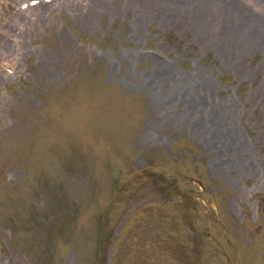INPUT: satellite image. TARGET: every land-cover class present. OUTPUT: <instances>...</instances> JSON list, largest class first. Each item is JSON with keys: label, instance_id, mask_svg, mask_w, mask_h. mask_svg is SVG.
I'll return each mask as SVG.
<instances>
[{"label": "rangeland", "instance_id": "rangeland-1", "mask_svg": "<svg viewBox=\"0 0 264 264\" xmlns=\"http://www.w3.org/2000/svg\"><path fill=\"white\" fill-rule=\"evenodd\" d=\"M153 1L0 0V264H264V44ZM210 111L251 170L217 165Z\"/></svg>", "mask_w": 264, "mask_h": 264}, {"label": "bare ground", "instance_id": "bare-ground-1", "mask_svg": "<svg viewBox=\"0 0 264 264\" xmlns=\"http://www.w3.org/2000/svg\"><path fill=\"white\" fill-rule=\"evenodd\" d=\"M92 2L98 4L99 0H91ZM119 2L120 0H116ZM151 1V0H149ZM148 2V1H147ZM153 2L157 3H170L174 2L175 5L177 4H183L184 2H190V4L194 5L197 12H200L202 14V17L200 16L199 20L201 22V27L205 28L207 27V23L204 22L205 19H211V16H214L218 20V24L222 25L223 30L227 33L226 37L228 39H235L238 38L236 41L230 40L229 44L235 43L237 48L242 47V49H247L250 43V40H255L258 41L259 44H264V25L263 24H258L255 23L253 19H251L247 12H244V10H241L238 4H235L233 0H155ZM173 4V5H174ZM189 4V5H190ZM193 7V6H192ZM176 8V7H175ZM193 9V8H192ZM191 12V9H189ZM195 11V10H194ZM217 11V13H216ZM175 12V11H174ZM177 12V11H176ZM187 12V11H186ZM189 12V11H188ZM166 13H168L166 11ZM193 13V12H192ZM177 14V13H174ZM172 15V14H171ZM222 15V16H220ZM167 16V15H166ZM169 16V15H168ZM181 16V14H180ZM191 16V15H190ZM189 16V17H190ZM198 17V16H197ZM221 17V19H220ZM177 18V16H176ZM191 19V18H190ZM181 20V19H180ZM208 22V21H207ZM197 23V22H196ZM218 27V26H216ZM201 28V29H202ZM215 28V27H214ZM220 28V27H219ZM218 28V29H219ZM213 29V28H212ZM211 29V30H212ZM216 30V29H213ZM221 31V30H220ZM203 32V31H202ZM205 32V31H204ZM211 32V31H210ZM220 33V32H219ZM213 34V33H212ZM218 34V33H217ZM207 35V34H206ZM205 35V36H206ZM216 35V34H215ZM212 37V36H211ZM210 37V38H211ZM216 37V36H214ZM218 37V36H217ZM216 37V38H217ZM214 39V38H213ZM218 40V39H217ZM216 40V41H217ZM262 41V42H261ZM214 43V42H213ZM250 43V44H249ZM218 44V43H217ZM223 44V43H222ZM215 45V44H214ZM226 45V44H225ZM229 46V45H228ZM227 46V48H228ZM232 46V44H231ZM234 47V46H233ZM232 48V47H231ZM251 48V47H250ZM256 48V47H255ZM218 49V48H217ZM223 49V48H222ZM221 50V49H219ZM225 50V49H224ZM237 53V52H236ZM240 54V53H238ZM242 55V54H240ZM233 59V58H232ZM161 72V71H160ZM164 73V72H163ZM169 73L172 72H168ZM171 75V74H170ZM162 76V75H161ZM166 76V75H165ZM174 77V76H173ZM176 77V76H175ZM181 77V76H180ZM179 78V77H178ZM177 79V77H176ZM174 81V80H172ZM181 82V81H180ZM184 82V81H183ZM186 82V81H185ZM184 82V83H185ZM152 83V82H151ZM176 80H175V86H177L176 91L174 92V97L173 99L177 97L181 98L182 100L190 101L193 105H190L188 108H186V112L189 113V111H192L191 107L195 108V114L197 115L198 113H201V106L203 105V100H205L207 96V93L204 95L203 93H200L198 96H195L194 92L189 88L188 86L184 85L179 87L178 83L176 85ZM182 84V83H181ZM192 84V83H191ZM151 85V84H150ZM159 85V83H158ZM196 85V83H195ZM199 86V85H198ZM197 86V87H198ZM154 87L157 89V87L154 85ZM190 87V86H189ZM200 88V87H199ZM196 90V89H195ZM210 91V90H209ZM159 92V91H158ZM198 92V91H195ZM192 93V96L190 95ZM155 94V93H154ZM160 94V93H158ZM194 94V95H193ZM208 99V98H207ZM210 100V98H209ZM169 101V100H168ZM210 102V101H209ZM230 102V101H229ZM168 103V102H167ZM177 103V102H176ZM184 103V102H183ZM216 103V102H215ZM227 103V102H226ZM209 104V103H208ZM207 104V105H208ZM213 104V103H212ZM228 104V103H227ZM188 105V104H187ZM205 105V104H204ZM216 105V104H215ZM214 105V106H215ZM234 105V104H233ZM232 105V106H233ZM185 106V105H184ZM206 106V105H205ZM212 106V105H211ZM231 106V105H230ZM229 106V107H230ZM207 107V106H206ZM217 107V105H216ZM218 108V107H217ZM216 108V109H217ZM220 108V107H219ZM228 108V107H227ZM226 108V109H227ZM233 108V107H232ZM207 109V108H206ZM225 109V110H226ZM231 108L228 109V111ZM204 110V109H203ZM215 110V109H214ZM223 110V109H222ZM207 110H205L206 112ZM180 113L178 115H182V111H179ZM227 112V111H226ZM186 114V113H185ZM231 114H234L231 112ZM195 115V116H196ZM202 115V114H201ZM208 115V116H207ZM206 115L207 119L204 121H197V123L194 124L193 127L197 131H199L200 135L206 136L207 142L211 143L212 146L215 148L216 153L218 155V161L216 162L218 166L222 165H227V163L232 164L233 166H237L238 168L241 167L243 170H251L250 168V162L248 155L245 153L244 146L240 143L237 133L233 128L235 127H230V124H228L224 121V113L221 112H211ZM229 115V114H228ZM232 117V115H230ZM182 117V116H180ZM187 117V116H185ZM193 117V116H192ZM205 117V118H206ZM226 117V116H225ZM236 117V116H234ZM176 118V116H175ZM189 118V117H188ZM201 118V117H200ZM230 118V117H229ZM233 118V117H232ZM199 119V117H198ZM234 119V118H233ZM185 120V119H184ZM187 120V119H186ZM190 121V120H189ZM195 121V122H196ZM234 121V120H233ZM191 123V122H190ZM189 123V125H190ZM237 124V123H236ZM183 125V124H182ZM232 125V121H231ZM191 131V130H190ZM238 131V130H237ZM191 133V132H190ZM194 133V132H193ZM239 134V133H238ZM194 135V134H193ZM195 136V135H194ZM201 136V137H202ZM200 139V138H199ZM203 139V138H202ZM243 143V141H242ZM206 145V144H205ZM215 153V154H216ZM248 153V152H247ZM230 156L228 160H224L222 156ZM217 156H215L216 158ZM223 167V166H222ZM253 171V170H252ZM252 173V172H251ZM249 173V174H251Z\"/></svg>", "mask_w": 264, "mask_h": 264}]
</instances>
